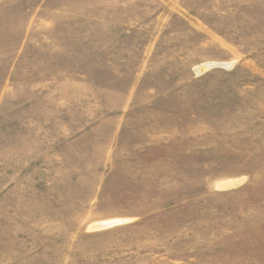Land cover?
I'll use <instances>...</instances> for the list:
<instances>
[{"label": "rangeland", "instance_id": "obj_1", "mask_svg": "<svg viewBox=\"0 0 264 264\" xmlns=\"http://www.w3.org/2000/svg\"><path fill=\"white\" fill-rule=\"evenodd\" d=\"M0 264H264V0H0Z\"/></svg>", "mask_w": 264, "mask_h": 264}, {"label": "bare ground", "instance_id": "obj_2", "mask_svg": "<svg viewBox=\"0 0 264 264\" xmlns=\"http://www.w3.org/2000/svg\"><path fill=\"white\" fill-rule=\"evenodd\" d=\"M214 65H217V66H221V67H229L231 65V63L227 64V63H213V62H209L208 64H206L205 66H214Z\"/></svg>", "mask_w": 264, "mask_h": 264}]
</instances>
